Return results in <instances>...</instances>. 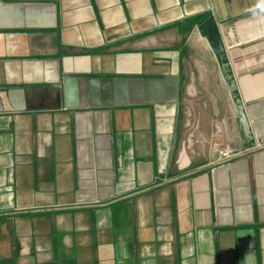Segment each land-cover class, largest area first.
Here are the masks:
<instances>
[{"label":"crops","instance_id":"1","mask_svg":"<svg viewBox=\"0 0 264 264\" xmlns=\"http://www.w3.org/2000/svg\"><path fill=\"white\" fill-rule=\"evenodd\" d=\"M259 142L264 0H0V264H264Z\"/></svg>","mask_w":264,"mask_h":264},{"label":"water","instance_id":"2","mask_svg":"<svg viewBox=\"0 0 264 264\" xmlns=\"http://www.w3.org/2000/svg\"><path fill=\"white\" fill-rule=\"evenodd\" d=\"M219 50H220V52L224 51V48L222 45L219 46ZM228 78L231 80L232 89L235 91L237 89L236 88V82L233 80L231 75H228ZM237 101H238L240 121H241L242 128L248 137H252V130H251L250 123H249L244 105L242 103V100L239 98V99H237Z\"/></svg>","mask_w":264,"mask_h":264},{"label":"built area","instance_id":"3","mask_svg":"<svg viewBox=\"0 0 264 264\" xmlns=\"http://www.w3.org/2000/svg\"><path fill=\"white\" fill-rule=\"evenodd\" d=\"M263 146H264V144L259 142L258 144H256L255 148H261ZM237 155H239L238 152H231V151H228V150H224V151L221 152L220 161H229L232 158L236 157Z\"/></svg>","mask_w":264,"mask_h":264},{"label":"trees","instance_id":"4","mask_svg":"<svg viewBox=\"0 0 264 264\" xmlns=\"http://www.w3.org/2000/svg\"><path fill=\"white\" fill-rule=\"evenodd\" d=\"M213 34L215 35V33L213 31H211V35L210 36L214 37Z\"/></svg>","mask_w":264,"mask_h":264}]
</instances>
